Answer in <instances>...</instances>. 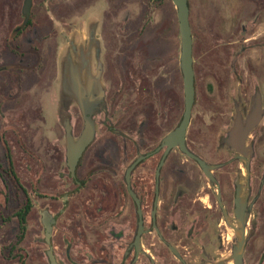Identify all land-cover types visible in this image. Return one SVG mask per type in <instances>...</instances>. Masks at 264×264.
<instances>
[{
    "label": "flooded vegetation",
    "instance_id": "1",
    "mask_svg": "<svg viewBox=\"0 0 264 264\" xmlns=\"http://www.w3.org/2000/svg\"><path fill=\"white\" fill-rule=\"evenodd\" d=\"M104 1L107 7L100 9L97 0H76L72 9L61 7L58 0H32L26 18L23 7L19 12V0H0V49L5 47L12 56L11 63L0 65V73L16 82L23 73L35 80L45 75L50 56L57 54L56 42L51 44L53 28L71 30V22H76L74 40L60 32L68 49L60 62L58 108L47 95L40 105L49 119L52 110L60 113L65 153L66 126L78 140L84 109L91 110L87 116L95 126L94 139L77 163L75 178L66 165L58 214L42 212L54 220L50 245L45 242L41 213L47 263L51 264V249L57 264H232L235 242L230 244L227 260L226 232L239 229L241 218L246 227L243 262L264 264V249L258 246L264 235V94L255 87L249 102L239 98L234 103V116L239 113L244 121L257 98L261 104V119L245 143L251 152L246 154L247 163L227 144L234 117L224 131V122L219 121L223 113L194 120L195 69V103L185 135L170 137L184 114L181 71L167 61L163 72L147 71L155 68L147 66L145 46L140 40L131 41L130 26L123 25L124 35L120 36L121 30L116 34L114 0ZM20 47L39 49L33 51L32 60L24 55L19 58ZM72 73L79 84L75 97ZM4 146L6 170L17 182L10 150ZM138 160L128 183L127 170ZM29 210L28 203L16 215L21 227ZM255 215L262 225L251 227ZM56 226L57 253L53 247Z\"/></svg>",
    "mask_w": 264,
    "mask_h": 264
},
{
    "label": "rangeland",
    "instance_id": "2",
    "mask_svg": "<svg viewBox=\"0 0 264 264\" xmlns=\"http://www.w3.org/2000/svg\"><path fill=\"white\" fill-rule=\"evenodd\" d=\"M24 1L19 0V12ZM58 1L61 7L72 9L76 4V0ZM188 1L197 77L193 118L198 122L210 119L212 113H223L219 121L223 120L225 128L221 130L224 131L229 129L231 118H235L234 103L239 98L249 102L255 87L264 94V0ZM95 4L100 9L107 7L104 0H97ZM113 9L116 34L121 30L120 36L124 35L123 25L130 26L131 41L140 40L145 46L147 66L155 68L147 71L163 72L165 61L172 62L177 71H181L176 8L170 0H114ZM74 23L73 20L71 30L53 28L55 35L51 44L56 42L57 54L50 56L45 75L35 80L33 75L23 73L16 82L7 73H0V264H48L41 213L47 210L52 215L58 214L66 153L60 113L52 110L49 119L42 105L47 95L52 105H56L55 109L58 108L60 62L68 49L60 32L65 31L74 40ZM37 49L20 47L19 58L24 55L33 60ZM8 51L5 47L0 49V65L11 63ZM151 61L162 63L152 64ZM71 115L73 117L74 113ZM261 125L264 126V121ZM4 143L10 150L17 182L6 170ZM28 203L30 210L21 227L16 215ZM257 219V215L251 219V227L261 222ZM226 234L229 260L230 244L232 241L236 244V239L232 229ZM259 245L263 250L264 235L258 240ZM53 247L57 253V226L53 232Z\"/></svg>",
    "mask_w": 264,
    "mask_h": 264
},
{
    "label": "water",
    "instance_id": "3",
    "mask_svg": "<svg viewBox=\"0 0 264 264\" xmlns=\"http://www.w3.org/2000/svg\"><path fill=\"white\" fill-rule=\"evenodd\" d=\"M176 8V15L178 21V28L180 34V70L182 74V83H183V95H184V114L182 121L179 127L171 134L170 137H183L185 135L186 128L189 124L191 111L195 103V74L193 68V36H192V29L190 25L189 15H190V8H189V1L188 0H170ZM32 5V0H25L23 5V14L26 18H28L30 13V8ZM72 82V90L74 91V97L77 96L76 88L79 87V84L76 82L75 74L72 73L71 77ZM91 113L90 109H84V128L81 133V136L78 140H74L73 136L71 135V129L67 125L66 126V165L69 170L70 176L75 178V170L77 163L82 156L85 149L90 145V143L94 139L95 133V126L92 120L87 116ZM262 116L261 111V104L259 98L256 99L255 106L251 109L249 116L247 117L246 121H244L239 113L236 114L234 118V125L229 132V140L227 144L236 152L240 153L244 156L243 160L248 162L246 158V154H251L250 149L245 148V143L247 140V136L249 133L258 125ZM197 160L203 169L205 165L203 162ZM139 160L136 161L128 170H127V181L129 183L130 173L133 168L138 164ZM248 168V164L246 165ZM130 194L133 199L137 200L135 194L130 191ZM240 202L237 201V211L236 216L240 218ZM244 209V207L242 206ZM240 228H234L237 241L233 248V253L231 256V260L233 264H244L243 256H244V247L246 244V237H245V223L240 218ZM42 222L45 227V242L47 245H50V238H51V231H52V224L54 220L50 218V216L44 212L42 213ZM227 223L229 224L228 220ZM48 258L51 264H57L54 256L52 254V250L48 251Z\"/></svg>",
    "mask_w": 264,
    "mask_h": 264
},
{
    "label": "trees",
    "instance_id": "4",
    "mask_svg": "<svg viewBox=\"0 0 264 264\" xmlns=\"http://www.w3.org/2000/svg\"><path fill=\"white\" fill-rule=\"evenodd\" d=\"M21 216H23L22 218L24 219L25 214H23V215H21Z\"/></svg>",
    "mask_w": 264,
    "mask_h": 264
}]
</instances>
